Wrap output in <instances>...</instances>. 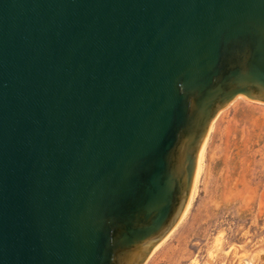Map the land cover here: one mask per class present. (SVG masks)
I'll return each instance as SVG.
<instances>
[{"label": "water", "instance_id": "1", "mask_svg": "<svg viewBox=\"0 0 264 264\" xmlns=\"http://www.w3.org/2000/svg\"><path fill=\"white\" fill-rule=\"evenodd\" d=\"M239 97L264 0H0V264H145Z\"/></svg>", "mask_w": 264, "mask_h": 264}, {"label": "rangeland", "instance_id": "2", "mask_svg": "<svg viewBox=\"0 0 264 264\" xmlns=\"http://www.w3.org/2000/svg\"><path fill=\"white\" fill-rule=\"evenodd\" d=\"M205 145L188 210L146 264H233L231 246L264 242V104L237 98Z\"/></svg>", "mask_w": 264, "mask_h": 264}, {"label": "bare ground", "instance_id": "3", "mask_svg": "<svg viewBox=\"0 0 264 264\" xmlns=\"http://www.w3.org/2000/svg\"><path fill=\"white\" fill-rule=\"evenodd\" d=\"M205 144H206V142H205ZM204 144V146H203V149H202V151H201V154H200V158H199V162H200V159H201V157H202V155H203V152H204V148H205V145ZM200 165V164H199ZM199 165H198V170H197V175H196V179H197V177H198V174H199ZM196 179H195V181H196ZM196 183V182H195ZM195 185V184H194ZM194 188V187H193ZM191 198H192V196H191ZM191 201V200H190ZM189 205H190V202H189ZM189 207V206H188ZM187 210H188V208H187ZM187 210H186V212H187ZM185 212V213H186ZM169 237V236H168ZM163 243V242H162ZM162 243H160L153 251H152V253H151V255L149 256V258L148 259H150V257L154 254V252L160 247V245L162 244ZM156 256V255H155ZM154 257V256H153ZM148 261V260H147ZM146 261V262H147ZM146 264V263H145Z\"/></svg>", "mask_w": 264, "mask_h": 264}]
</instances>
